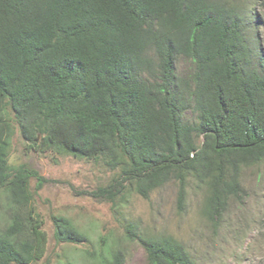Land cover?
Returning a JSON list of instances; mask_svg holds the SVG:
<instances>
[{
    "label": "trees",
    "instance_id": "obj_1",
    "mask_svg": "<svg viewBox=\"0 0 264 264\" xmlns=\"http://www.w3.org/2000/svg\"><path fill=\"white\" fill-rule=\"evenodd\" d=\"M257 25L243 0H0V264H31L44 237L29 190L44 179L8 162L15 129L30 146L100 161L113 174L91 195L112 206L174 181L182 209L194 179L213 223L240 170L264 160ZM178 57L189 73H176ZM187 109L196 121L182 120ZM51 221L56 243L87 242ZM138 240L147 264H195L172 237ZM122 262L114 251L97 264Z\"/></svg>",
    "mask_w": 264,
    "mask_h": 264
},
{
    "label": "rangeland",
    "instance_id": "obj_2",
    "mask_svg": "<svg viewBox=\"0 0 264 264\" xmlns=\"http://www.w3.org/2000/svg\"><path fill=\"white\" fill-rule=\"evenodd\" d=\"M243 1L258 20L257 39L264 51V0ZM190 70L191 63L178 57L176 73L185 75ZM182 120L192 123L196 118L187 109ZM40 139L38 136L35 144ZM195 141L200 145L202 137ZM8 162L12 166L25 164L44 179L41 186L36 178L29 180L32 205L44 234L36 242L31 264H97L114 251L122 253V264H147L138 237H172L186 248L195 264H264V160L240 170L241 191L229 198L213 223L204 209L207 189L194 179H189L182 209L177 207L174 181L151 192L148 199L131 190L125 200L112 206L91 195L108 184L113 174L100 161L30 146L15 129ZM4 202L0 197V217ZM53 216L67 219L87 242L56 243ZM128 227L134 230L132 238L127 235Z\"/></svg>",
    "mask_w": 264,
    "mask_h": 264
}]
</instances>
